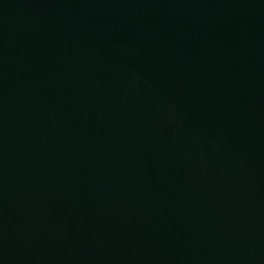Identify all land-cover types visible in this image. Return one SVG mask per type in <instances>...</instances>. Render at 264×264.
Instances as JSON below:
<instances>
[{
  "label": "water",
  "instance_id": "water-1",
  "mask_svg": "<svg viewBox=\"0 0 264 264\" xmlns=\"http://www.w3.org/2000/svg\"><path fill=\"white\" fill-rule=\"evenodd\" d=\"M0 264H264V0H0Z\"/></svg>",
  "mask_w": 264,
  "mask_h": 264
}]
</instances>
